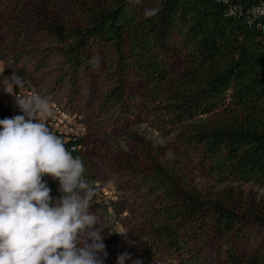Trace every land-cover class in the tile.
<instances>
[{
  "label": "trees",
  "instance_id": "1",
  "mask_svg": "<svg viewBox=\"0 0 264 264\" xmlns=\"http://www.w3.org/2000/svg\"><path fill=\"white\" fill-rule=\"evenodd\" d=\"M262 1L142 0L135 4L131 0H77L81 23L54 26L50 21L49 28L75 73L88 66L91 46H110L119 59L116 68L140 77L147 87V101L156 103L158 112L176 128L187 130V147L201 154L218 183L238 180L264 187V18L253 11ZM147 7H159L158 16L146 19L143 10ZM176 43L184 49L189 66L179 79L172 77L164 58ZM112 81L107 110L125 105L123 79L112 77ZM212 113L227 117L214 125L201 122ZM11 117L0 103V118ZM65 143L73 157L81 158L83 178L97 192L84 140L70 138ZM144 155L145 183L154 196H164L165 204L151 229L154 246L169 254L186 251V261L199 264L198 252L192 251L194 244L190 246L193 240L182 236L181 230L201 237L208 226L205 215L226 242L232 234L248 238L238 212L225 201L229 194L204 196L179 178L173 162L157 153ZM44 180L53 198L61 195L58 181ZM255 220L264 229V212H255ZM228 250L232 264L244 262ZM248 261L264 264L261 257Z\"/></svg>",
  "mask_w": 264,
  "mask_h": 264
},
{
  "label": "rangeland",
  "instance_id": "2",
  "mask_svg": "<svg viewBox=\"0 0 264 264\" xmlns=\"http://www.w3.org/2000/svg\"><path fill=\"white\" fill-rule=\"evenodd\" d=\"M50 21L54 26L79 25L77 0H0V103L15 116L22 114L17 98L45 97L53 112L45 120L51 131L63 142L84 140L98 186L91 210L105 227L101 232L108 253L104 264H118L123 254L131 257L124 264L137 259L142 264H189L186 251L169 254L152 244L151 229L165 204L164 196H154L145 183V152L173 162L179 178L196 192L207 197L229 194L225 201L250 233L248 238L232 234L227 243L205 215L208 226L201 237L181 230L182 236L193 240L190 246L194 244L199 264H232L228 247L244 260L242 264L253 257L264 259V229L255 220V212H264V187L238 180L218 183L201 154L187 147V130L176 128L158 112L156 103L147 101V87L140 77L116 68L119 59L110 46L94 44L88 66L76 73L70 70L50 33ZM164 58L172 77L187 73L188 60L179 43ZM14 76L22 78L19 86ZM112 77L126 85L125 105L107 110ZM226 117L212 113L201 122L214 125Z\"/></svg>",
  "mask_w": 264,
  "mask_h": 264
},
{
  "label": "clouds",
  "instance_id": "3",
  "mask_svg": "<svg viewBox=\"0 0 264 264\" xmlns=\"http://www.w3.org/2000/svg\"><path fill=\"white\" fill-rule=\"evenodd\" d=\"M159 11L147 7L143 15ZM253 11L264 15V5ZM17 106L21 115L0 119V264H104L105 227L91 210L95 190L83 178L81 158L45 123L53 115L47 98H17ZM44 177L58 181L60 196L50 195ZM130 258L123 254L118 264Z\"/></svg>",
  "mask_w": 264,
  "mask_h": 264
},
{
  "label": "built area",
  "instance_id": "4",
  "mask_svg": "<svg viewBox=\"0 0 264 264\" xmlns=\"http://www.w3.org/2000/svg\"><path fill=\"white\" fill-rule=\"evenodd\" d=\"M262 5H264V1L260 2L259 4H257L256 6H254V9H259ZM255 13H257L258 15L262 16L264 18V15H261L259 11H254ZM263 29H264V22H263Z\"/></svg>",
  "mask_w": 264,
  "mask_h": 264
},
{
  "label": "water",
  "instance_id": "5",
  "mask_svg": "<svg viewBox=\"0 0 264 264\" xmlns=\"http://www.w3.org/2000/svg\"><path fill=\"white\" fill-rule=\"evenodd\" d=\"M65 146H66V143L64 142Z\"/></svg>",
  "mask_w": 264,
  "mask_h": 264
}]
</instances>
